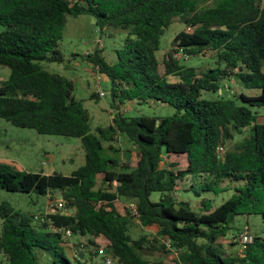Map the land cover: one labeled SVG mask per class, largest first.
Returning a JSON list of instances; mask_svg holds the SVG:
<instances>
[{
	"label": "trees",
	"instance_id": "16d2710c",
	"mask_svg": "<svg viewBox=\"0 0 264 264\" xmlns=\"http://www.w3.org/2000/svg\"><path fill=\"white\" fill-rule=\"evenodd\" d=\"M205 1L0 0L5 26L0 65L9 69L0 82V117L39 133L79 137L84 148V162L70 173L19 170L0 162V187L49 198L59 190L63 202L62 211L47 214L51 222L40 223L1 200L5 261L0 264H40L37 253L52 264H87L84 246L90 247L89 256L97 255L96 237L104 239L114 264H151L141 252L146 234H130L133 217L142 226L156 225L153 240L174 251L180 264H264V235L237 229L235 239L245 236L239 252L218 240L238 214L264 219V122L257 121L253 108L264 107V5L260 0ZM67 13H87L100 28L128 30L116 61H107L95 43L85 53L109 79L115 108L111 121L93 131L87 108L72 95V80L42 64L62 58L58 41ZM175 17L185 27L174 34L161 71L156 51ZM190 55L207 56L215 65L199 69L181 61ZM223 78L260 91L222 94ZM134 101L168 103L175 112L127 115L121 110V103ZM235 133L240 138L220 157L217 145ZM120 134L137 146L136 158L130 148L112 143ZM180 155L186 166L176 168L168 158ZM229 188L232 194L215 206L206 194ZM152 191L160 192L157 200L150 199ZM181 191L200 196L199 206ZM121 197L134 206L120 211ZM65 229L84 239L72 246Z\"/></svg>",
	"mask_w": 264,
	"mask_h": 264
},
{
	"label": "rangeland",
	"instance_id": "374dc122",
	"mask_svg": "<svg viewBox=\"0 0 264 264\" xmlns=\"http://www.w3.org/2000/svg\"><path fill=\"white\" fill-rule=\"evenodd\" d=\"M213 2V0H208L204 4L210 5ZM260 3L264 5V0H260ZM4 27L0 23V30ZM183 27L185 25L175 17L161 35L159 48L156 51L160 60L159 69L161 71L163 70V58L172 46V38ZM127 31V29L121 27L104 26L100 28L87 13L77 15L67 13L66 21L62 28V36L58 41V48L62 52V58L60 60L42 62L43 66L49 71L60 73L72 80V95L75 98L81 99L83 105L87 108L90 115L91 131L94 130L96 125L110 122L115 108L110 105L109 79L104 74H101L99 85L96 84L95 66L88 62L85 58V53L92 51L95 43L98 48H102L101 53L107 61H116L117 50L123 48L128 35ZM180 55V52L176 53L177 57ZM181 61L187 65L198 64L199 69L207 65H215L211 59L202 55L198 57L196 55H190L184 57ZM8 73V67L0 65V82L7 78ZM167 79L176 80L177 76L168 75ZM220 85L221 91L218 90V92L222 94L230 95L233 91L238 92L240 90L247 94H256L260 91L259 88L244 87L233 78L221 79ZM100 89H104V94H99ZM93 91L98 93V97H90V93ZM205 94L209 95V93ZM120 106L121 110L127 115L147 114L163 116L175 112V108L172 105L157 101L140 103L134 101L121 103ZM253 108L257 114V121L264 122V107L255 106ZM244 131L246 132V130ZM239 138L240 134L236 133L233 137H228V140L224 144L225 149L234 140ZM104 143L107 142L105 141ZM112 143L122 149L126 147L130 148L133 158L138 156L137 146L129 142L123 134L119 135L117 142L112 141ZM168 161L177 162L178 164L175 165L176 168L186 166L185 155L168 158ZM0 162L8 163L19 170L70 173L72 169L84 162V148L79 137L39 133L34 128L17 126L0 117ZM99 179L100 176L97 177V185L99 184ZM220 184L223 186L226 185V182H221ZM232 192L233 189L229 188L218 193L208 192L206 194L209 195L215 206L229 197ZM52 195L56 200L61 198L59 190H54ZM159 195V191H152L149 197L151 200H157ZM181 196L183 198L189 197L187 200L192 203L193 207L197 208L200 204L198 201L200 196L195 195L191 191H181ZM1 200L10 203L16 210L34 215L44 212L49 203L48 196L44 194H39L34 191L7 190L0 187ZM125 205L134 206L130 202V199L121 197L118 202L120 211H124ZM68 210L74 212L73 208H68ZM131 222L130 234L133 238L138 237L142 233L146 234V240L143 242L144 249L141 252L151 264H180V261H177L175 252L168 250V247H162L159 242L153 240V236H156V225L142 226L135 217L131 218ZM243 228H248L249 235L259 234L263 236L264 219L256 213L248 215L238 214L235 217V221L231 224L229 232L219 237L218 240L223 244L225 249L239 252L242 246L241 242L245 240V236L240 234L238 239H235L234 236L237 229ZM72 234H75V240L79 241V235L76 233ZM94 240L97 243L96 247L106 246L102 237H96ZM89 248L87 244L84 246V249H86L85 255L88 259L87 264H105L101 255L89 256ZM66 252L69 254V249H66ZM37 258L40 264H52L51 261H48V259L40 256L38 253ZM2 260L5 261V257L0 252V261Z\"/></svg>",
	"mask_w": 264,
	"mask_h": 264
},
{
	"label": "built area",
	"instance_id": "2783aa9c",
	"mask_svg": "<svg viewBox=\"0 0 264 264\" xmlns=\"http://www.w3.org/2000/svg\"><path fill=\"white\" fill-rule=\"evenodd\" d=\"M94 66H95L94 73H96V84L99 85L100 76H101L102 73L99 71L98 65H94ZM99 94H104V89H100L99 90ZM216 150L218 152V155L220 157H223L224 152H225V145L222 144V143L218 144ZM47 196H48V199H49L48 200L49 203H48L47 208L45 209V211L42 212V213H38V214L34 215L35 219H37L40 223H42V222H51L49 217H47L48 213H51V212H54V211L60 210V209H61V211L63 210L62 209L63 202L60 199L56 200L55 198H49L50 194H47ZM63 231H64V235L66 237H69L71 235V233H72L70 229H65ZM165 242L169 246V240L166 239ZM98 254L102 256L105 264H113V258H112L111 254H110V251L107 250L106 246L98 247Z\"/></svg>",
	"mask_w": 264,
	"mask_h": 264
},
{
	"label": "crops",
	"instance_id": "0c3cea01",
	"mask_svg": "<svg viewBox=\"0 0 264 264\" xmlns=\"http://www.w3.org/2000/svg\"><path fill=\"white\" fill-rule=\"evenodd\" d=\"M169 159H170V157H169ZM98 176H101V175H97V177H98ZM68 212H70V211L68 210ZM74 236H75V234H72V235H70V236L68 237L69 242H70V244H71L72 246H73L74 243H77V241L75 240ZM71 239H72V240H71ZM79 239H80V240H83L84 238H83V237H80Z\"/></svg>",
	"mask_w": 264,
	"mask_h": 264
},
{
	"label": "water",
	"instance_id": "95a60500",
	"mask_svg": "<svg viewBox=\"0 0 264 264\" xmlns=\"http://www.w3.org/2000/svg\"><path fill=\"white\" fill-rule=\"evenodd\" d=\"M73 245L77 246V243H74ZM79 254H80V256H83V253L82 252H80Z\"/></svg>",
	"mask_w": 264,
	"mask_h": 264
}]
</instances>
